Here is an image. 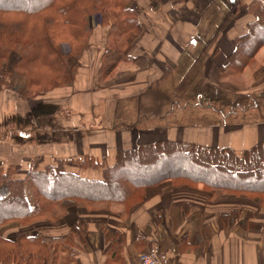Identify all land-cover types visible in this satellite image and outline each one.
Segmentation results:
<instances>
[{"label": "crops", "instance_id": "obj_1", "mask_svg": "<svg viewBox=\"0 0 264 264\" xmlns=\"http://www.w3.org/2000/svg\"><path fill=\"white\" fill-rule=\"evenodd\" d=\"M253 1L255 0H135L134 7L142 34L134 42L130 52L135 58L134 64L122 71L128 76L133 74L128 81L131 83L126 84L128 92L123 91L122 97L129 103V111L134 113L135 108L130 105L133 100L142 97L149 86L159 83L167 74L175 73L181 61L186 64L183 66L186 72H196L195 77L207 79L209 87H222L225 82L222 79L227 74L224 68L237 49V39L244 36L249 24L256 20L248 11ZM262 50L256 56L258 61L263 58L260 57ZM250 67L241 76L251 75L253 68ZM254 78L255 86L242 92H264V66ZM123 85L125 84L120 86ZM77 88L76 85L73 92ZM79 91L77 98L70 100L69 105L78 113L76 122L80 125L83 120L82 112L86 111V96L82 92L79 95ZM156 102L155 100L153 103ZM94 104L95 98L91 106H95ZM64 106L60 101L44 104L41 109L48 112L45 111L46 114L42 116L41 113H35L32 117L30 115L34 123L29 119L18 118L16 124L33 125L43 121L42 125H51L54 134L58 132L57 137L62 125L60 122L65 125L68 116L72 115H60L66 108ZM136 106L135 115L129 112L128 119L131 122L128 125L142 128L145 120L158 118V122L152 123L153 129L149 132L139 130L137 136L132 138L125 137L128 130L123 132V142L139 141L140 145H144L158 141H180L208 148H232L241 154L264 140V126L253 127L251 122L239 123L241 127H246L230 133L225 131L222 124L212 126L213 131L200 134L201 138L192 137L187 132L178 134L174 131L178 116L174 121L167 122L166 115L163 116L162 112L153 110L141 115L137 103ZM204 109L210 110L211 107ZM115 110L114 107L110 115H115ZM101 116L98 113L90 121H99ZM122 117L126 120V116ZM73 118L75 119V115ZM90 121L89 123H94ZM199 124L202 128H209L206 124ZM163 126L170 127L164 134ZM16 138L21 144L19 150L25 148L27 153L29 146H24L33 145L36 141L26 133H21ZM56 142L59 144L60 139L56 138ZM67 142L65 138L61 139V144L65 145ZM17 145L15 141L12 143L0 139V146L3 148L7 146L9 149H18ZM101 151V157H111L113 165L120 150L117 149L115 153H106L105 149ZM58 152L61 153L62 149L58 148ZM84 210L86 213L74 207L58 223L44 222L47 226L38 232L49 238L68 237L66 244L60 248L56 264H139L138 256L147 252L154 243L168 252L172 264H264V205L247 197H231L222 193L213 196L184 187L154 196L126 214ZM26 232L28 236L38 234ZM5 236L9 238L6 232Z\"/></svg>", "mask_w": 264, "mask_h": 264}, {"label": "trees", "instance_id": "obj_2", "mask_svg": "<svg viewBox=\"0 0 264 264\" xmlns=\"http://www.w3.org/2000/svg\"><path fill=\"white\" fill-rule=\"evenodd\" d=\"M132 1L0 0V71L11 52L21 47L24 52L14 72L25 77L27 95L72 85L77 66H69V56L60 53L56 39L74 42L75 51H82L92 34L88 17L94 14L102 16L103 25H110L105 54H114L116 61L106 74L120 64L135 62L130 52L142 27ZM249 13L256 20L237 39V49L224 70L244 72L264 48V0L253 1ZM29 25L32 30L40 26V32L34 36L35 32L27 31ZM58 25L60 32H54ZM77 164L85 166L82 161ZM91 167H103L102 180L67 171L64 161L35 168L23 179H12L13 173L0 170V187L8 189L0 197V264H56L68 237L38 233L12 240L5 232L40 222L57 223L74 207L126 214L165 190L184 186L264 201V140L241 154L232 148L158 141L119 151L112 166L95 162Z\"/></svg>", "mask_w": 264, "mask_h": 264}, {"label": "rangeland", "instance_id": "obj_3", "mask_svg": "<svg viewBox=\"0 0 264 264\" xmlns=\"http://www.w3.org/2000/svg\"><path fill=\"white\" fill-rule=\"evenodd\" d=\"M41 1L44 0H35V3ZM134 3L135 0L132 1V8L137 12ZM11 17L16 18L15 16ZM88 25L92 34H89L88 42L82 51H75L74 42H64L61 38L56 39L58 41L57 48L60 53L69 56V66H77L76 79L72 85L60 86L50 91L41 92L38 95H27L25 77L14 72L15 65L24 52L21 47H17L11 52L4 71H0V139L11 141L12 143L15 141L18 144V149L14 147V149H9L7 146L3 148L0 146V148H3V150L0 149V170L13 173L12 179H23L35 168L42 170L50 165L57 166L58 161H64L67 171L75 172L83 178L102 180L103 167L99 169L90 168L95 162H104L106 165L112 166L111 157H101L103 153L101 150L105 149L106 153H115L117 149L121 151L124 148L140 145L139 141H121L123 132L128 130L125 137L132 138L137 136L139 130L149 132L153 129L152 123L158 122V118L155 120H145L143 121V129L137 125H128V122H131L128 119L129 112L135 115L134 113L137 110L136 103L139 108L138 112L141 115L148 114L153 110L156 112L160 111L163 116L166 115L165 120L167 122L174 121L176 116H178V124L174 128V131L178 134L187 132V134H191L195 138H201L200 134L213 131L212 126L219 124H222L225 131L229 133L246 127L239 125V123L243 122H251L253 123V127L264 126V92L259 91L258 94H255L254 91L251 94L242 92V90H247L255 86L254 76L264 66V49L260 54V57L263 58L259 61L255 59L250 65V68H253L251 75L243 77L241 76L242 72H227L225 70L227 74L222 79V81H225L223 86L215 89L209 88L207 79L195 77L196 72H193L194 74L186 72V68L183 67L186 64H184V61H181L180 67L175 73L167 74L159 83H154L151 87L149 86V89L142 97L140 96L130 103V105H133L132 108H135L134 113H132L128 109L129 103L125 102V99H122V97L126 90L128 92V86L126 84L131 83L128 81L131 80L133 74L131 73L128 76V74L125 72L122 73V71L128 69L134 62L120 64L111 74H106V71L114 66L116 61L114 54H105L110 25H103L100 14L90 15L88 17ZM29 26L27 29L28 32L32 30V26ZM39 27H35L36 29L32 30V32H35L34 36L37 32H40ZM58 29L59 25L56 29L53 28V31L60 32ZM122 84L125 85L120 86ZM76 85L78 88L76 92H73ZM33 90L36 91L39 89L34 88ZM78 91L79 95L82 92L86 96L84 101V106L86 105L84 110L86 111L82 112L83 120L80 125L76 122L78 121V113L69 105L70 100L77 98ZM220 94L224 96L222 97ZM13 98L15 99L14 102L12 101ZM94 98L95 106H91ZM155 100L157 102L153 103ZM59 101L64 103V107H66L60 115L62 116L65 113L72 115L71 117L68 116L65 125L64 122H60L62 125H60V132L57 137L58 132L54 134L51 130V125L44 126L42 125L43 121L35 122L33 125L16 124L18 118L21 120L29 119L33 122L30 119V115L32 117L33 115L35 116V113H38L37 115L41 113L42 116L48 112L47 110L41 109L42 105L58 103ZM225 103H228L229 106H226ZM207 106H210L211 109H204ZM114 107L116 108L115 115H110ZM108 108L110 110H107ZM98 113L102 114L99 121H90V118ZM73 115H75V119ZM123 115L124 117L126 116V120H123ZM132 119L137 120L135 118ZM89 121L94 123H89ZM198 123L206 124L209 128H202ZM169 128V126H163L162 133L164 134V131L168 132ZM54 130L57 131V128H54ZM21 133H26L29 137H34V141L36 140L33 145L29 144L24 146L23 144L24 147L29 146V153H27L28 151L25 148L19 150L21 144H19L16 137ZM152 133L156 132L152 131ZM56 138L60 139L59 144L56 142ZM64 138L65 141H68L65 145L61 144V139ZM58 148L62 149L61 153L58 152ZM78 161L85 163L84 168L77 164ZM175 189H180V187ZM171 190L173 189L165 190V192ZM194 190L203 191L201 187L194 188ZM203 192L212 194L213 196L216 193L229 195L221 191L209 192L204 190ZM7 194V187L5 185L1 186L0 197ZM141 195L139 194L138 197ZM134 199L138 200L136 197ZM135 203L131 202V205ZM261 203L264 205V201ZM84 209V207H80L82 213H86ZM45 223H36L26 228L29 230L22 227L10 228L6 233L10 239L17 240L22 235H26V231L32 234L41 232L47 226Z\"/></svg>", "mask_w": 264, "mask_h": 264}, {"label": "built area", "instance_id": "obj_4", "mask_svg": "<svg viewBox=\"0 0 264 264\" xmlns=\"http://www.w3.org/2000/svg\"><path fill=\"white\" fill-rule=\"evenodd\" d=\"M241 2L242 0H235ZM139 264H172L169 254L159 244H152L149 250L138 256Z\"/></svg>", "mask_w": 264, "mask_h": 264}, {"label": "water", "instance_id": "obj_5", "mask_svg": "<svg viewBox=\"0 0 264 264\" xmlns=\"http://www.w3.org/2000/svg\"><path fill=\"white\" fill-rule=\"evenodd\" d=\"M232 2H234V0H231Z\"/></svg>", "mask_w": 264, "mask_h": 264}]
</instances>
